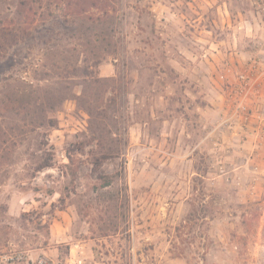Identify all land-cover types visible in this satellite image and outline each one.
<instances>
[{
	"label": "rangeland",
	"instance_id": "rangeland-1",
	"mask_svg": "<svg viewBox=\"0 0 264 264\" xmlns=\"http://www.w3.org/2000/svg\"><path fill=\"white\" fill-rule=\"evenodd\" d=\"M42 257L264 264V0H0V264Z\"/></svg>",
	"mask_w": 264,
	"mask_h": 264
},
{
	"label": "trees",
	"instance_id": "trees-1",
	"mask_svg": "<svg viewBox=\"0 0 264 264\" xmlns=\"http://www.w3.org/2000/svg\"><path fill=\"white\" fill-rule=\"evenodd\" d=\"M74 174H75V172H72V175L74 176ZM102 185L103 186H106V185H109L110 183H111V178H110V176H108V175H103L102 176Z\"/></svg>",
	"mask_w": 264,
	"mask_h": 264
},
{
	"label": "built area",
	"instance_id": "built-area-1",
	"mask_svg": "<svg viewBox=\"0 0 264 264\" xmlns=\"http://www.w3.org/2000/svg\"><path fill=\"white\" fill-rule=\"evenodd\" d=\"M80 262V261H79ZM35 264H48V260L45 257L39 258ZM71 264V263H68Z\"/></svg>",
	"mask_w": 264,
	"mask_h": 264
}]
</instances>
